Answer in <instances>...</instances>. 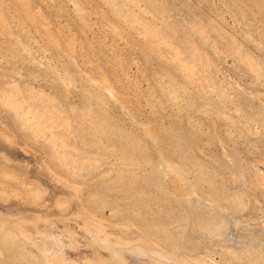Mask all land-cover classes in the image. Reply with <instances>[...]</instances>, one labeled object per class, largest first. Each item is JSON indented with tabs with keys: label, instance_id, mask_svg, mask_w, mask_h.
<instances>
[{
	"label": "rangeland",
	"instance_id": "rangeland-1",
	"mask_svg": "<svg viewBox=\"0 0 264 264\" xmlns=\"http://www.w3.org/2000/svg\"><path fill=\"white\" fill-rule=\"evenodd\" d=\"M86 87L103 94L100 103ZM2 94L20 117L0 106V229L20 231L21 245L32 239L29 249L52 252L47 261L58 253L54 264H109L116 255L126 264L137 256L139 264H200L201 256L221 264L224 248L233 251L228 264H264V0H0ZM83 101L112 112L72 108ZM87 114L95 119L80 124ZM154 163L164 188L181 181L190 200L210 207V235H199L194 253L192 242L171 251L144 238L108 209L103 219L85 214L97 227L77 217L90 187L103 190L106 178ZM108 190L119 203L120 192ZM142 199L168 233L191 222L170 199ZM216 215L227 224L220 236L211 234ZM86 227L95 235L84 238ZM248 246L256 252L243 254Z\"/></svg>",
	"mask_w": 264,
	"mask_h": 264
},
{
	"label": "bare ground",
	"instance_id": "bare-ground-1",
	"mask_svg": "<svg viewBox=\"0 0 264 264\" xmlns=\"http://www.w3.org/2000/svg\"><path fill=\"white\" fill-rule=\"evenodd\" d=\"M90 83H92V85L93 84H96L97 82H94V81H90V82H88L87 84H86V86L89 84V87L90 86H92ZM93 87H94V85H93ZM95 87H97L98 89H100L102 92H103V94H105V96H102V97H105L106 98V96L108 95L107 94V92H104V90L105 91H107V88L105 87V86H103V85H101V83H97L96 85H95ZM86 88H88V87H86ZM97 88H96V90H97ZM89 89V88H88ZM90 91L89 92H91L93 95H94V97L98 100V102L100 103V99H102V97H100V95H103V94H101L100 93V95H96L95 94V92H94V89H92L91 90V88L89 89ZM2 91V90H1ZM108 97V96H107ZM105 98H103V99H105ZM104 101V100H103ZM36 101H34V107H40L42 104L40 103V104H38L39 102L37 101L36 103H35ZM105 103H108V101L106 102V101H104ZM5 104H7V105H11L12 106V111H13V113L16 115V116H18V117H20V115L18 114L19 113V107L17 106V105H14L13 104V98H11V96L10 95H7V96H5V95H3L2 94V96L0 97V106L1 105H5ZM104 104V103H103ZM111 103H109L108 105H110ZM44 105V104H43ZM69 106V105H68ZM67 106V108H69ZM83 106V108H88V109H90V112H93L94 111V113L95 112H97V113H99V112H101V111H103V109L105 110V108H99L98 107V105H97V108L94 110V108L91 106V105H89V103H86V102H82L81 103V105H79V106H75V107H73L72 106V108H74L75 110L76 109H80L81 107ZM106 106V105H105ZM42 107H44V106H42ZM70 107H71V105H70ZM102 107V106H101ZM103 107H104V105H103ZM41 108V107H40ZM111 108V107H110ZM199 107H197L196 109H198ZM43 109V108H42ZM108 110H110V111H108ZM33 111V110H32ZM84 111V110H83ZM83 111H82V113H83ZM107 111L108 112H112V109H107ZM197 111V110H196ZM89 112V113H90ZM105 112H106V110H105ZM108 112H106L107 114H110V113H108ZM81 113V114H82ZM96 113V114H97ZM96 114H87V115H91V117L89 116V117H85L86 115H85V112H84V115L85 116H82V115H80V124H83V122H85V121H89V122H92L95 118H93V116L94 115H96ZM202 114H203V111H202ZM209 114V113H208ZM210 115V114H209ZM203 116V115H202ZM203 117H205V116H203ZM76 118H78V117H76ZM99 118V117H98ZM108 120H106V121H103L105 124H107L108 126H110L111 128H113V130L114 129H116L117 127H118V125L117 126H114L113 124H112V122H111V117H110V115H108ZM100 119V118H99ZM172 119V118H171ZM101 120V119H100ZM77 121H78V119H77ZM102 121V120H101ZM113 130H112V133H111V135H113ZM98 136L100 137V138H102V133L101 132H99L98 133ZM157 138H158V136H156ZM127 138H129V137H127ZM161 138V137H160ZM107 139L108 140H112L113 138L111 137V136H108L107 137ZM50 141H52V140H50ZM53 142V141H52ZM161 143V142H160ZM62 150V149H61ZM145 150H147V149H145ZM58 152V151H57ZM57 152H54V153H57ZM68 152V151H67ZM138 152V151H137ZM143 152V151H142ZM145 152H148V150L147 151H145ZM60 153H62V152H60ZM133 153V152H132ZM150 153V152H149ZM63 154V153H62ZM61 154V155H62ZM53 155H55V154H53ZM57 155V154H56ZM55 155V156H56ZM60 155V154H59ZM59 155H58V157H59ZM67 155V154H66ZM122 155V154H121ZM145 155V154H144ZM65 156V155H64ZM74 156V155H73ZM149 156V155H148ZM57 157V156H56ZM61 157V156H60ZM67 157V156H66ZM70 157V156H69ZM129 157V156H128ZM132 157H133V154H132ZM137 157V156H136ZM140 158V157H139ZM64 159V158H63ZM63 159H62V161H63ZM67 159V158H66ZM133 159V158H132ZM138 159V158H137ZM145 160H147V159H143V161H145ZM149 161L151 160V159H148ZM72 161V160H71ZM152 164V163H151ZM75 165V164H74ZM71 166V165H70ZM80 166V165H79ZM150 168V170L148 171V172H146V170L145 169H143V168H140L138 171H131V170H125L124 172H119L118 174H115L114 176H112L111 178H109V179H111L110 180V182L108 181L109 179L108 178H106V177H109L107 174H104V175H102L101 177H104L105 175H107V176H105L104 178H106L105 180L107 181V182H104L105 183V187L103 186V190L101 189V187L99 188L98 187V185H103L102 183H101V181H100V184H99V182H98V180H100L99 178L100 177H96L98 180H97V187H98V189H91V188H93V187H95L96 188V186H93L95 183H96V180H94L95 181V183L94 182H92V183H90L89 181H88V179L86 180L88 183H90V184H93L92 186L93 187H90V190L88 189V190H86L84 187H86V186H84V185H86V184H88V183H86V184H80L81 186L83 185V188L87 191L86 192V195H84V196H86L85 197V199H87V204L88 205H85V204H83V202L85 201H83L82 202V204H80V206H81V208H82V210H83V212H84V214L82 213V211H80L79 209L77 210V217H79V218H81L80 220H84L83 222H81V223H83L84 225L86 224V223H88L89 225L91 224V226L90 227H92V225H93V227L95 226V222H91V220L89 219V217H91V216H86L87 215V213L89 214V215H93V216H95V217H99V218H102L103 219V217H102V215H101V213H103L105 210H107V211H109L110 213L111 212H113V213H116L118 216H120L121 217V219L119 220V221H121V223H119V221H118V224H120V225H124V224H126V225H128V227H130V228H134V229H137V231H139V232H141L142 234H143V236H144V238H146V239H148V240H154L155 242H157V241H159V242H161L160 244H163L164 246L166 245L171 251H174V250H177L178 248H179V246H182L183 244H187V243H189V242H192L191 244H190V251L192 252V253H194V251L195 250H197V247H198V242H200L201 241V239H203L202 237L201 238H199V235L201 236V233L203 234V232L205 233L206 232V235H210V223H208V220H210V207H206L205 205H206V201H205V205L203 204L202 205V203H200L199 201L197 202L196 200V202L195 201H193V200H190L189 199V197H188V194H189V191H187V190H189V189H187L188 187L186 186V191H184L185 190V188H184V192L183 191H180L181 189H178V187L180 186L181 187V181H180V183H179V186L177 187V181L174 183V181H172L171 180V184H170V182L168 183L169 185H170V187H169V185H168V189H166L167 188V185H165L166 186V188H164V186H163V183H162V180H164L165 181V179L164 178H166V181H167V177H164V175L163 174H161L162 172H160L159 170H158V168H157V165L154 163L153 165H150L149 166ZM78 168V167H77ZM67 170H69V169H67ZM72 170V169H71ZM80 170V169H79ZM75 171V170H74ZM264 172V171H263ZM77 173V172H76ZM73 174V173H72ZM75 176L73 177L72 175H71V177H73V178H75L77 175L76 174H74ZM79 175V174H78ZM100 175V174H99ZM99 175H94V176H99ZM169 175V174H168ZM111 176V175H110ZM162 176L164 177L163 179H162ZM170 176V175H169ZM184 176V175H183ZM78 177V176H77ZM262 177H263V180H264V176H263V174H262ZM104 178H103V180L102 181H104ZM93 179H95V178H93ZM175 180H176V178H174ZM84 181H85V178L83 179ZM83 180L81 181L82 183H85V182H83ZM169 180V179H168ZM178 180V179H177ZM63 182V181H62ZM185 182V181H184ZM214 182V181H213ZM77 183H78V181H77ZM106 183H109V184H106ZM167 183V182H166ZM189 183V182H188ZM216 183V182H215ZM184 184V183H183ZM186 184V183H185ZM184 184V185H185ZM199 184V183H198ZM79 184H78V186H80ZM89 185V184H88ZM96 185V184H95ZM195 185V184H194ZM197 185V184H196ZM216 185H217V183H216ZM215 185V186H216ZM221 185V184H220ZM73 186V188H74V186L75 185H72ZM80 186V187H81ZM91 186V185H90ZM183 186V185H182ZM189 186V185H188ZM76 187V186H75ZM79 187V188H80ZM185 187V186H184ZM181 188H183V187H181ZM211 188H213V187H211ZM210 187H209V189H211ZM215 188V187H214ZM82 189V187L80 188V190ZM109 189V190H108ZM110 189H116V190H118L119 192H120V194H121V197L119 196V192H118V196L120 197H116L117 199H120V200H117L116 198H115V200H117V201H120L119 203L117 202L116 203V201L114 202V201H112V200H114V199H109V197H106L107 195H105V193L103 192L104 190L107 192V190L110 192L111 190ZM228 189V188H227ZM77 190V189H76ZM79 190V189H78ZM83 190V189H82ZM81 190V191H82ZM84 190V191H85ZM115 190V191H116ZM190 190H192V187H191V189ZM215 190V189H214ZM221 190V189H220ZM71 191H73V189L71 190ZM83 191V192H84ZM113 191V190H112ZM213 191V190H212ZM77 192V191H76ZM82 192V193H83ZM108 192V193H109ZM193 192V191H192ZM216 191H214V193H215ZM220 192V191H219ZM184 193V194H183ZM186 193V194H185ZM210 193V192H209ZM213 193V192H212ZM218 193V192H217ZM224 193V192H223ZM226 193H228V192H226ZM114 194L115 193H112L111 195H113L114 196ZM193 194V193H192ZM82 195V194H81ZM111 195H109L108 194V196H110L111 197ZM116 194H115V196H117ZM76 196V195H75ZM146 197V199L147 200H153V199H156V198H159V199H161L162 201H165V202H170V200H171V203H173L174 205H177V206H180L184 211H186V213L187 214H185V215H187V217L191 220V222L189 223V225H187L188 227H186L185 228V231H179V232H171V233H168V232H166L165 230H164V227H160V226H158V224L156 223V220L155 219H153V217H148V213H149V207L148 206H146V208L145 209H142L141 207H142V204L140 203L141 202V200H143L142 199V197ZM190 196V195H189ZM206 196V195H205ZM223 196V195H222ZM222 196H220V197H218V198H222ZM229 196V195H228ZM232 196V195H231ZM77 197V196H76ZM78 197H80L79 195H78ZM78 197L77 198H75V199H78ZM83 196H81V198H82ZM170 197V198H169ZM233 197V196H232ZM232 197H230V199L232 198ZM238 196L236 195V196H234L233 198H234V201L231 199V201L232 202H235V203H237V202H239L238 200H239V198H237ZM112 198H114V197H112ZM170 199V200H169ZM208 200H207V202L210 200L209 198H207ZM223 199H224V196H223ZM82 200H83V198H82ZM81 200V201H82ZM77 201V200H76ZM201 202L203 201V200H200ZM219 201V200H218ZM78 202V201H77ZM100 202H102L103 204L102 205H100L101 203ZM110 202H113V204L114 203H116L117 205H114V207L112 206H110V205H112V203H110ZM221 202V201H220ZM170 203V204H171ZM203 203H204V201H203ZM219 203V202H218ZM229 203H230V201H229ZM89 205H91V207H92V205H93V207H94V209H97L98 207H100L101 206V208H98V212L100 213H93V212H91L90 211V206ZM233 205V204H232ZM239 205V204H238ZM43 207H44V205H42ZM235 207V206H234ZM41 208V207H40ZM236 208V207H235ZM229 209V208H228ZM231 209V208H230ZM42 210V209H41ZM94 211V210H93ZM97 211V210H96ZM95 211V212H96ZM192 211V212H191ZM236 211V210H235ZM113 213H111V214H113ZM86 214V215H85ZM116 214H113V217H116L117 215ZM114 215H116V216H114ZM214 215V214H213ZM220 215V214H219ZM54 216V215H53ZM116 217V218H120V217ZM94 217V218H95ZM215 217V216H214ZM218 216L216 215V218H217ZM58 218V217H57ZM91 219H93V218H91ZM218 219V226L217 227H213L212 228V231H211V234L212 235H218V236H220L221 234H223V232H224V230H225V227H227V224H226V222H225V220H224V218L223 217H220L219 216V218H217ZM57 220V219H56ZM67 220V219H66ZM96 220V219H95ZM104 220H106V219H104ZM111 221V220H110ZM114 221V220H113ZM117 220H115V222H116ZM64 222V221H63ZM67 222V221H66ZM112 222V221H111ZM65 223V222H64ZM68 223V222H67ZM101 224V223H100ZM67 226V225H66ZM82 226V225H81ZM164 226V225H163ZM85 227V226H84ZM95 227H97V226H95ZM84 230H85V233L83 234V237L84 238H86V235L87 236H94L93 235V232H90L88 229H87V227L86 228H84ZM41 232V231H40ZM107 232V231H106ZM112 233V232H111ZM208 233V234H207ZM21 234V232L20 231H15V228L14 229H9V230H6V229H0V264H15L16 262H17V264H19L18 263V260L20 259L21 261V263H23V264H54V258H56V256H57V254H55L56 256L54 257V258H51L50 259V261H47L45 258L46 257H49V254H50V252H48V251H46V254H48L47 256L44 254V252L43 251H41V249H37V248H35L34 250H32L33 248H31V249H29L30 247L28 246V245H31L29 242H27V241H29L30 239H27V241L26 242H24V243H22V245L20 244V242H22V240L19 238V235ZM104 234H105V232H104ZM220 234V235H219ZM46 235H47V233H46ZM97 235V234H96ZM111 235V234H110ZM208 235V236H209ZM40 236H43V235H40ZM48 236H50L49 237V239L52 241V243H54V245H55V247L53 248V247H51L52 249H50V250H53V249H56L57 251L59 250V253L60 252H63L62 250H64L63 249V247H62V245L60 246V244H61V242H60V239L58 238V237H56V235L55 234H53V235H49L48 234ZM55 236V237H54ZM106 236V235H105ZM117 236V235H116ZM142 236V235H141ZM124 237H127V236H124ZM214 237V236H213ZM40 238V237H39ZM39 238H38V241H40L39 240ZM62 238V237H61ZM41 239V238H40ZM44 239H45V237H44ZM48 239V238H47ZM46 239V240H47ZM49 239H48V241H49ZM112 239V238H111ZM200 239V240H199ZM32 240V239H31ZM30 240V241H31ZM45 240V241H46ZM115 240V239H114ZM119 240V239H118ZM117 240V242H119ZM128 240V239H127ZM199 240V241H198ZM34 241V240H33ZM44 241V242H45ZM68 241V240H67ZM198 241V242H197ZM41 242V241H40ZM42 242H43V240H42ZM112 242H114V241H112ZM131 242V241H130ZM159 242H157V243H159ZM29 243V244H28ZM46 243V242H45ZM45 243H41V244H38V243H34L33 242V244H38V246H45ZM48 243V242H47ZM52 243H50L49 242V244L50 245H52L53 246V244ZM114 243H116V241L114 242ZM25 244H27V245H25ZM48 244V245H49ZM120 244V243H119ZM121 244H123V242L121 243ZM127 244H128V242H127ZM49 245V246H50ZM69 245H70V243H69ZM48 246V247H49ZM71 246H72V244H71ZM73 247V246H72ZM71 247V248H72ZM121 247V246H120ZM246 248H248V249H246ZM245 248V250H241L242 251V253L244 254H246V252H247V254H254L255 252H256V249L257 248H255V247H253V246H248V247H246ZM46 249V248H45ZM48 249V248H47ZM46 249V250H47ZM43 250V249H42ZM45 251V250H44ZM66 252V251H65ZM68 253H66V254H70V255H72L73 256V254H74V256L75 255H82L83 253H84V251L82 250H80V251H71V250H69V251H67ZM87 252V251H86ZM52 253V252H51ZM223 253H224V255H225V253L227 254V255H225L226 256V259L225 260H227V258L229 257V256H231V255H233V251H231V249L230 248H224L223 250H222V255H223ZM61 254V253H60ZM64 254V253H63ZM85 254V253H84ZM113 254V253H112ZM111 254V255H112ZM264 254V253H263ZM261 255V256H264V255ZM62 255V254H61ZM60 255V256H61ZM222 255L220 256V257H222ZM229 255V256H228ZM45 256V257H44ZM78 256V257H79ZM112 256H115V254L114 255H112ZM136 256V255H135ZM224 256V257H225ZM228 256V257H227ZM116 257L118 258V256L116 255ZM116 257H114V258H116ZM139 256H137V258H138ZM219 257V258H220ZM59 258V257H58ZM61 258V257H60ZM59 258V259H60ZM112 258V257H111ZM116 258V260L114 259L113 261H111V259H109V261H111V262H113L114 263V261H116L115 263L116 264H126V260L124 261V259L123 260H121L122 258H121V256H119V258L117 259ZM135 258V260L134 259H132V261H131V264H139V262H140V258ZM142 258H144V257H142ZM141 258V259H142ZM147 258V257H146ZM261 258V257H260ZM91 259V258H90ZM127 259V258H126ZM147 259H150V258H147ZM224 259V258H223ZM58 260V259H57ZM72 260V259H71ZM92 260V259H91ZM90 260V261H91ZM117 260H119L118 262H117ZM151 260V259H150ZM222 261V259L220 260L221 261V264L222 263H227V262H229V259L227 260V261ZM93 261V263L92 264H97V262H94V259L92 260ZM104 262V261H103ZM103 262H101L100 264H105V262H106V264H108V261H105L104 263ZM109 263V264H113V263ZM197 262L198 263H200V264H206V259L203 257V256H201V257H197ZM114 263V264H115ZM57 264H72V262H68L67 261V259L66 260H64L63 258L61 259V260H59L58 261V263ZM74 264V263H73ZM76 264V263H75ZM127 264H129V262L127 263ZM228 264V263H227Z\"/></svg>",
	"mask_w": 264,
	"mask_h": 264
},
{
	"label": "built area",
	"instance_id": "built-area-1",
	"mask_svg": "<svg viewBox=\"0 0 264 264\" xmlns=\"http://www.w3.org/2000/svg\"><path fill=\"white\" fill-rule=\"evenodd\" d=\"M263 176H264V172H263Z\"/></svg>",
	"mask_w": 264,
	"mask_h": 264
}]
</instances>
